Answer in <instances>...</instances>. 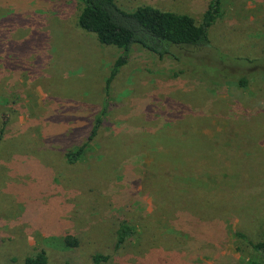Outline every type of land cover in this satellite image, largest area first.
Segmentation results:
<instances>
[{
    "label": "rangeland",
    "instance_id": "374dc122",
    "mask_svg": "<svg viewBox=\"0 0 264 264\" xmlns=\"http://www.w3.org/2000/svg\"><path fill=\"white\" fill-rule=\"evenodd\" d=\"M208 2L125 0L121 6L132 11L150 5L200 23ZM65 3L0 0V106L8 109L9 131L27 134L0 147V177L6 178L0 264H22L38 247L46 249L49 264H92L96 253L110 254L105 264L256 262L259 255L251 244L264 237V0H223V15L213 29V41L223 52L259 62L227 69L234 77L249 76L248 88L224 85L211 75L204 81L185 65L134 50L108 95L105 81L121 52L80 31L76 5L67 4L63 11ZM105 98L98 146L81 165L52 166L46 175L29 170L21 177L16 172L11 157L17 149L25 151L23 159L34 169L38 157L46 165L60 163L64 147L83 142L86 134L67 130V124L90 122ZM125 138H143L147 152L134 156L139 159H119L114 148ZM164 140L166 156L158 158ZM121 148L127 149L125 142ZM222 155L234 176L206 180V171L214 172ZM109 158L114 162L110 171L104 163ZM134 165L140 176L133 182L125 171ZM163 176L179 188L186 182L182 203L154 199L151 183ZM96 177L105 181L104 187L100 193L87 192L90 199L83 207V189L77 195L60 192L65 180ZM124 190L134 196L121 205L118 196ZM135 202L140 209L131 208ZM123 215L137 235L115 253L108 248L114 224ZM66 232L81 238L80 250L64 248Z\"/></svg>",
    "mask_w": 264,
    "mask_h": 264
},
{
    "label": "trees",
    "instance_id": "16d2710c",
    "mask_svg": "<svg viewBox=\"0 0 264 264\" xmlns=\"http://www.w3.org/2000/svg\"><path fill=\"white\" fill-rule=\"evenodd\" d=\"M64 1L66 5L63 6V11L67 9V4L76 5L77 15L75 25L80 31L93 35L100 45L116 48L121 52L120 56L114 61L109 76L105 81L106 95H108V89L112 81L118 76L120 71L129 64L134 50L147 52L160 61L170 59L176 63L185 65L192 70L195 76H198L202 80L211 75L217 82H222L224 85L232 83L238 89L248 88L250 77L246 74H239L236 77L232 76L227 70L229 65L234 67H254L259 63L255 60L229 56L228 53L223 52L214 43L213 29L223 15V0H209L201 16L200 23H196L195 19L190 15L175 13L173 11H162L150 5H141L132 11H127L121 6L124 4L125 0ZM243 60L246 64L241 63ZM13 103L14 102L11 101L10 105H13ZM107 108L108 99L105 98L100 113L90 122L86 120L77 122L76 120L75 122L67 124V130L71 131L73 129L77 132L79 131L86 134L84 140H82L83 142H76V144L64 147L62 150V161L60 163L46 165L42 163L38 157L37 162L39 161V164L34 169L32 165L24 161L25 151L17 149L11 157V159H13L11 163L13 168L23 177L30 172L29 170H33L34 173L40 171L43 175H46V172L52 171V166L60 170L57 165H65L66 168L71 169L81 165L92 147L97 145L96 143L99 140L101 128L104 125V117L107 114ZM6 112H8L7 107L0 106V147H3L8 142L7 140L9 138L27 137L24 130L16 132H14V130L9 131L11 122ZM131 137L133 138V135ZM142 139L143 138L139 140L133 139L129 142L128 139L125 138V140H122L121 145L125 142L127 149L124 150L126 152L122 150L121 145H118L114 148L113 155L116 156L118 154L119 159L130 157H133L132 159H139V157L134 156L143 154V151H145V153L147 152V145L142 142L144 141ZM68 141V144H71L72 138H69ZM147 142L149 143V141ZM165 143L166 140L161 143L162 152L159 154L158 158L166 156V148L168 146L165 145ZM149 147L152 146L149 145ZM222 156L224 158L221 157V159L218 160L214 172L213 170L206 171V180L210 179V181L216 182L219 181V179L225 180L234 176V174H231L232 172L224 166L227 156ZM1 162L5 163L3 161ZM137 162L138 161H136L135 164H137ZM104 163L109 171L112 166H114V162H112L111 158ZM4 167L2 168L4 169ZM47 169H49V171ZM112 171L113 173L115 172V170ZM139 171L138 165L131 166V168L125 171L126 178L134 182L135 178L140 176ZM38 175L39 174H36V176ZM108 177L110 176H107L105 181L108 180L109 183L111 178ZM5 179L2 178V176L0 177L1 211L3 209V202L1 200L5 202L3 192ZM53 179L54 178L51 177V180ZM171 179L173 182L177 183L173 177H171ZM105 181L103 182V180L98 177L92 178L88 182H80V179L65 180V182L59 183L62 187V191L60 192H69L77 195L79 191L83 189L85 194L87 192L100 193V188L104 187ZM186 185L185 182L181 185L182 188H179L180 186L178 187L171 184L170 180L163 176V179H159L158 183H151V190H153L154 199L158 201L157 203L160 204L165 198L170 197L173 198L177 204L182 203L186 194H188V192L184 190V186ZM133 196L134 195L129 193L128 190L121 191L118 196L119 203L123 205L126 203L125 200L129 201ZM89 199L90 195L86 194V199L81 204V207H83ZM138 205L139 204L135 202L131 208L134 210L140 209ZM206 209H209V207H206ZM262 218L264 220V210ZM136 235V226L124 219V215L120 216L114 224V231L111 235L112 243L108 250L115 253L121 251ZM150 239L151 238H148L146 241L150 242ZM61 242L64 248L71 252L80 250L83 243L81 238L72 232L64 233ZM251 247L253 251L259 255V259L252 264H264V237L261 241L251 244ZM109 260L110 254L96 253L92 256V264H105ZM21 263L49 264L46 249L42 247L34 248L31 253L24 256Z\"/></svg>",
    "mask_w": 264,
    "mask_h": 264
}]
</instances>
